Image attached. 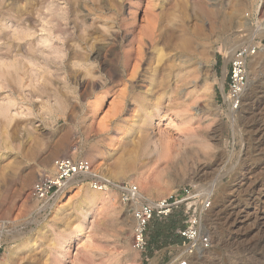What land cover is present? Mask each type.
I'll return each instance as SVG.
<instances>
[{
  "label": "rangeland",
  "instance_id": "374dc122",
  "mask_svg": "<svg viewBox=\"0 0 264 264\" xmlns=\"http://www.w3.org/2000/svg\"><path fill=\"white\" fill-rule=\"evenodd\" d=\"M259 12L264 0H0V111L10 117L0 118V264L182 258L177 245L152 240L168 219L150 223L146 253L134 250L135 223L119 193L95 191L86 178L41 209L32 188L66 157L148 200L211 184L212 247L190 264H264V50L251 61L240 110L222 107L233 52L258 37L246 15ZM183 39L194 52L180 50ZM179 73L188 83L174 91ZM159 102L162 148L147 127Z\"/></svg>",
  "mask_w": 264,
  "mask_h": 264
},
{
  "label": "built area",
  "instance_id": "2783aa9c",
  "mask_svg": "<svg viewBox=\"0 0 264 264\" xmlns=\"http://www.w3.org/2000/svg\"><path fill=\"white\" fill-rule=\"evenodd\" d=\"M249 24L256 29L258 37L237 48L231 57L228 70V84L223 95L222 107L230 114H236L242 105L249 80V66L257 54L264 50V14L246 15ZM261 35V36H260ZM79 178H86L95 191L107 192L115 189L120 203L132 214L135 227L133 248L146 253L148 249L147 230L157 219L167 220L171 215L182 212L183 227L176 230L184 242L173 246L172 250H183L182 258L174 264H190V258L209 251L212 239L205 232V218L214 202V186L191 184L180 188L170 196L160 200L141 198L137 186L128 182H114L95 170L93 164L85 159L60 158L54 161L51 172H44L31 191V197L41 209L46 208L64 192L68 185Z\"/></svg>",
  "mask_w": 264,
  "mask_h": 264
},
{
  "label": "bare ground",
  "instance_id": "6f19581e",
  "mask_svg": "<svg viewBox=\"0 0 264 264\" xmlns=\"http://www.w3.org/2000/svg\"><path fill=\"white\" fill-rule=\"evenodd\" d=\"M151 23H153V22H151ZM151 23H150V24H151ZM146 24H147V23H146ZM155 24H156V23H155ZM152 25L154 26V23H153ZM145 26H146V28H149L151 25L148 26V24H147V25H145ZM145 26H144V29H146ZM147 26H148V27H147ZM154 28H155V27H154ZM150 29H151V28H150ZM142 30H143V29H142ZM145 31H146V30H145ZM186 31H187V30H186ZM186 31H185L184 34H186ZM200 31H201V30H199L198 32L200 33ZM151 32H152V31H151ZM142 33H144V32H142ZM146 33H147V32H146ZM194 33H195V32H194ZM150 34H152V33H150ZM146 35H147V34H146ZM148 35H149V32H148ZM153 35H154V34H153ZM186 35H188V33H187ZM193 35H194V34H193ZM199 35H200V34H199ZM141 36H142V35H141ZM143 36H144V35H143ZM151 36H152V35H151ZM151 36H150V38H152ZM188 36H189V35H188ZM188 36H186V37L188 38ZM137 37H138V36H137ZM145 37H146V36H145ZM148 37H149V36H148ZM184 37H185V36H183V38H184ZM186 37H185V38H186ZM190 37H191V36H190ZM134 39H135V38H134ZM137 39H138V38H137ZM137 39H136V40H137ZM142 39H144V38H142ZM142 39H141V40H142ZM180 39H181V38H180ZM190 39H191V38H190ZM190 39H185V40L183 39V43H182L181 40H180L179 42H181L182 45L178 42V45H177V46H179V44H180V46H181L180 50L184 51L185 54H186V52L191 54V50H192V51L194 50V49H193L194 46L192 47V43L194 44V42H192V40H190ZM192 39H193V38H192ZM173 40H174V39H173ZM193 40H195V39H193ZM144 41H145V40H144ZM144 41L141 42L142 47H143ZM149 41H152V40H149ZM155 41H156V40H155ZM196 41H197V40H196ZM132 42H133V41H132ZM137 44H138V43H137ZM139 44H140V42H139ZM139 44H138V46H140V47H138V50H139V52H138V53H139V54H138V55H139V58H138V59L136 58V60H137L138 62L140 61L139 63H141V62L144 60V54H145V53H143V51H142V49H141L142 47H141V45H139ZM144 45H145V44H144ZM148 46H149V45H148ZM153 46H154V45H153ZM144 48H145V46H144ZM175 48H177V47L175 46ZM136 49H137V48H135V50H136ZM130 50H131V49H130ZM133 50H134V47H133ZM138 50H137V51H138ZM146 50H148V49H146ZM146 50H144V52H145ZM178 50H179V48H178ZM233 50H234V49H233ZM137 51H136V52H137ZM175 51H176V50H175ZM196 51H197V50H196ZM129 52H130V51H129ZM193 52H194V51H193ZM197 52H198V51H197ZM198 53H199V52H198ZM201 53H202V52H201ZM201 53H199V54H201ZM203 53H204V52H203ZM147 54H148V53H147ZM147 54H146V55H147ZM186 55H187V54H186ZM205 55H206V54H205ZM149 56H150V55H149ZM199 56H200V55H199ZM127 57H128V56H127ZM137 57H138V56H137ZM188 57H189V55H188ZM189 58H190V57H189ZM189 58H188V59H189ZM148 60H149V59H148V56H147V61H148ZM173 60H174V59H173ZM137 61H136V62H137ZM144 61H145V60H144ZM177 62H178V61H177ZM185 62H186V61H185ZM187 62H189V60H188ZM187 62H186V63H187ZM190 62H191V61H190ZM127 63L129 64V62H127ZM150 63H151V62H150ZM173 63H174V62H173ZM180 63L183 64V61L180 62ZM171 64H172V62H171ZM168 66H169V65H168ZM172 66H173V65H171V67H172ZM180 66H181V65H180ZM169 67H170V66H169ZM134 68L136 69L135 72L133 71L134 74H135V75H134V77H135V76H137V75L139 74V73H138V70H139V68H140V64L137 63V67L135 66ZM158 68H159V67H158ZM158 68H156V69H158ZM166 68H167V66H166ZM174 68H175V67H174ZM174 68L172 67V68H170V69H174ZM168 69H169V68H168ZM189 69H191V68H189ZM144 70H145V69H144ZM150 70H151V69H150ZM152 70H153V69H152ZM177 70H178V69H177ZM169 71H170V70H169ZM171 71H172V70H171ZM171 71H170V75L172 76L173 74L171 73ZM186 71H187V70H186ZM190 71H192V70H190ZM156 72H158V71H156ZM161 72H162V71H161ZM145 73H146V72H145ZM163 73H164V72H163ZM167 73H168V72H167ZM167 73H166V74H167ZM189 73H190V72H189ZM225 73H226V71H225ZM143 74H144V73H143ZM149 74H150V73H149ZM154 74H155V76H156L158 73H154ZM154 74H153V75H154ZM174 74H175V73H174ZM177 74H178V73H177ZM181 74H182V73H181ZM132 75H133V73H132ZM158 75H159V74H158ZM158 75H157V76H158ZM168 75H169V74H167V77H168ZM160 76H163V75L161 74ZM174 76H175V75H174ZM176 76H177V78H176ZM176 76H175L176 80H175V85H174V89H175L174 91H176V89H177V91H178V90H182V87H181V86H187V83H188V82L185 81V84H182L181 82H184V80H185L184 75L181 76L180 73H179V75H176ZM178 76H179V77H178ZM143 77H144V76H143ZM145 77H146V76H145ZM165 77H166V76H165ZM187 77H188V76H187ZM148 78H149V77H148ZM148 78H147V79H148ZM155 78H156V77H155ZM162 78H164V77H162ZM169 78H170V77H169ZM178 78H179V79H178ZM131 79H132V78H131ZM133 79H134V78H133ZM137 79H139V81H140V79H141L140 82H146V80H144V79L142 78V76H141V78H140V76L137 77ZM151 79H152V78H150V80H151ZM186 79H187V78H186ZM166 80H167V79H166ZM148 81H149V80H148ZM169 81H170V79H169ZM154 82H155V80H153L151 83H150V82H149V83H150L151 86H152V85L155 84ZM166 82H167V81H166ZM186 82H187V83H186ZM136 83H137V82H136ZM162 83H164V82H162ZM145 84H146V83H145ZM165 84H166V83H165ZM166 85H167V84H166ZM188 85H189V84H188ZM138 86H139V85H138ZM151 86H150V87H151ZM162 86H163V84H162ZM141 87H142V86H141ZM135 88H136V87H135ZM151 88H152V87H151ZM164 88H165V87H164ZM180 88H181V89H180ZM148 89H149V88H148ZM156 89H157V88H156ZM171 89H172V88H171ZM189 89H190V88H189ZM149 90H150V89H149ZM186 90H187V89H186ZM151 91H152V90H151ZM154 91H156V90H154ZM154 91H153V92H154ZM157 91H158V90H157ZM187 91H188V90H187ZM148 93H149V92H148ZM158 93H159V92H158ZM185 93H186V92H185ZM159 94H160V93H159ZM164 94H165V93H164ZM164 94H163V95H164ZM173 94H174V93H173ZM173 94H172V95H173ZM130 95H131V94H130ZM133 95H134V94H133ZM163 95H162V96H163ZM170 95H171V94H170ZM147 96H148V95H147ZM135 97H136V96H135ZM163 97H164V96H163ZM170 97H171V96H170ZM130 98H131V97H130ZM130 98H129V99H130ZM141 98H142V96H141ZM161 98H162V97H161ZM139 99H140V98H139ZM155 99H156V98H155ZM157 100H158V99H157ZM159 100H160V99H159ZM137 101H139V100H137ZM133 103H134V102H133ZM142 103H143V102H142ZM159 103H160V102H159ZM2 105H3V104H2ZM2 105H1V107H3ZM4 105H5V103H4ZM7 105H8V104H7ZM137 105H138V104H137ZM162 106H163V105H162L161 103H160L159 105H157V109H156L157 111L155 112L156 114H154V117H155V118L151 116L152 118L150 117L151 119H150V121H148V126H147V127H149L148 130L150 129L149 134L151 133L152 136H153V135H156V134L159 133V137H160V142H159V143H160V144H159V143H158V144L160 145V147H161V146L163 145V143H164V141H163V142H161V141L165 138V136H163L164 133H160L162 130L160 131V130H158V128L161 127V126H160L159 123H158V124L155 123V121H156V120H159V118H160L161 111H163V110H162ZM7 107H8V106H7ZM144 107H145V106H144ZM154 107H155V106H154ZM8 108H9V107H8ZM2 109H3V110L0 111V118H1L2 116H4V117H2V118H6V117L8 116V114H9V112H8V110H6V109H7L6 106H5V108H2ZM4 109H5V110H4ZM9 110H10V109H9ZM143 110H144V108H143ZM7 113H8V114H7ZM165 113H167V112H165ZM6 114H7V116L5 117ZM145 114H147V112H146ZM1 115H2V116H1ZM142 115H143V114H142ZM147 115H148V114H147ZM147 115H146V116H147ZM144 116H145V115H144ZM8 117H9V116H8ZM142 117H143V116H142ZM9 118H10V117H9ZM145 118H146V117H145ZM163 118H164V117H163ZM11 119H13V118H11ZM139 119H140V118H139ZM142 119H143V118H142ZM6 120H7V119H6ZM9 120H10V119H9ZM9 120H8V122H10ZM146 120H149V119L146 118ZM146 120L143 119L144 123H145ZM3 121H4V120H3ZM3 121H2V122H3ZM143 121H142V122H143ZM0 123H1V120H0ZM11 123H12V122H11ZM11 123H10V124H11ZM144 123H143V124H144ZM0 125H1V124H0ZM4 125H6V123H4ZM2 126H3V125H2ZM6 127H7V126H6ZM6 127L4 126V128H6ZM2 128H3V127H2ZM6 129H7V128H6ZM2 130H3V129H2ZM4 130H5V129H4ZM4 130H3V131H4ZM159 131H160V132H159ZM4 132H5V131H4ZM1 133H2V131H1ZM147 133H148V132H147ZM144 134H146V133L144 132ZM158 140H159V139H158ZM164 140H165V139H164ZM161 143H162V144H161ZM155 145H156V146H154V148H158L159 145H157V144H155ZM161 148H162V147H161ZM161 148H160V149H161ZM154 150H155V149H154ZM157 150H159V149H157ZM74 182H75V180L72 181L70 184H73ZM99 194H100V193H99ZM96 196H98V194H97ZM61 197H62V196H61ZM57 198L60 199L59 196H58ZM141 198L145 199V197H144L142 194H141ZM90 200H91V199H90ZM108 200H109V199H108ZM56 201H57V200L55 199L54 203H53L50 207H53V205H54L55 203H57ZM92 201H93V200H92ZM99 201H100V200H99ZM104 201H106V200H104ZM95 202H96V201H95ZM98 203H99V202H98ZM57 205H58V204H57ZM82 212H83L82 215H84V213H86L85 210H83ZM59 244H60V242H59ZM59 244L57 243V245H59ZM60 246H62V245L60 244L59 247H60ZM73 262H74L73 260H67L64 264H73Z\"/></svg>",
  "mask_w": 264,
  "mask_h": 264
},
{
  "label": "trees",
  "instance_id": "16d2710c",
  "mask_svg": "<svg viewBox=\"0 0 264 264\" xmlns=\"http://www.w3.org/2000/svg\"><path fill=\"white\" fill-rule=\"evenodd\" d=\"M176 216L179 218L178 220ZM167 221L168 223L162 229L153 234L152 240L158 242L160 238H164V245H182L184 240L175 233L178 228L183 227L184 218L182 212L171 215Z\"/></svg>",
  "mask_w": 264,
  "mask_h": 264
}]
</instances>
